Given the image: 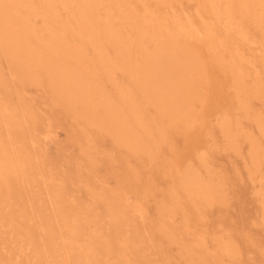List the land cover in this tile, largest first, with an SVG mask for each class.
<instances>
[{
	"label": "rangeland",
	"instance_id": "rangeland-1",
	"mask_svg": "<svg viewBox=\"0 0 264 264\" xmlns=\"http://www.w3.org/2000/svg\"><path fill=\"white\" fill-rule=\"evenodd\" d=\"M53 3L0 0V264H264V0Z\"/></svg>",
	"mask_w": 264,
	"mask_h": 264
},
{
	"label": "bare ground",
	"instance_id": "bare-ground-1",
	"mask_svg": "<svg viewBox=\"0 0 264 264\" xmlns=\"http://www.w3.org/2000/svg\"><path fill=\"white\" fill-rule=\"evenodd\" d=\"M68 1L69 0H63V2L66 4V3H68ZM60 3V2H59ZM79 3V2H78ZM80 3L82 4V6L85 8L86 6H88V5H90L92 8H98L97 6H95V7H93V5H91L92 3H90V0H80ZM53 0H46V14H52L53 12H55L54 11V7H53ZM70 4V3H69ZM80 4V5H81ZM95 4V3H94ZM55 5V4H54ZM96 5V4H95ZM90 6H88V7H90ZM217 7V6H216ZM70 8H72V7H70ZM32 9V8H31ZM3 10V9H2ZM92 11V10H91ZM96 11V10H95ZM3 12V11H2ZM81 12V11H80ZM89 13H91V12H89ZM3 14H5L4 12H3ZM43 14V13H42ZM80 15V14H79ZM3 16V15H2ZM6 16V15H5ZM86 16V15H85ZM107 16V15H106ZM1 18V17H0ZM52 18V17H51ZM78 18V17H77ZM55 19V18H54ZM84 20V19H83ZM22 21V20H21ZM30 22V21H29ZM231 22V21H230ZM230 22H227L228 24H230V25H232V23H230ZM84 25V24H83ZM85 28V27H84ZM32 29V28H31ZM47 30V29H46ZM95 30V29H94ZM92 34V33H91ZM115 35V34H114ZM19 38V37H18ZM53 38V37H52ZM115 40V39H114ZM25 43H27V42H25ZM22 45V44H21ZM26 45V44H25ZM12 46V45H11ZM13 46H15V45H13ZM12 46V47H13ZM19 46V45H18ZM80 48V47H79ZM123 49V48H122ZM159 49V48H158ZM28 53V52H27ZM102 54V53H101ZM150 55V54H149ZM157 65H158V63H157ZM150 69V68H149ZM153 70V69H152ZM144 74V73H143ZM154 90V89H153ZM227 121V120H226ZM45 137V136H44ZM5 148V147H4ZM4 153V152H3ZM11 164H13V163H11ZM8 165H10V164H8ZM10 167V166H9ZM13 167V166H12ZM24 169V168H23ZM1 188V187H0ZM119 210V209H118ZM94 233V232H93ZM50 242V241H49Z\"/></svg>",
	"mask_w": 264,
	"mask_h": 264
}]
</instances>
